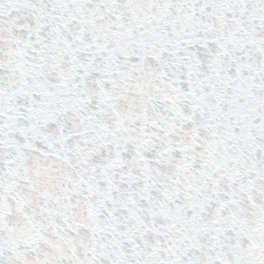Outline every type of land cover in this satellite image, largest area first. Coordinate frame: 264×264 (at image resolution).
<instances>
[{"label":"snow or ice","instance_id":"obj_1","mask_svg":"<svg viewBox=\"0 0 264 264\" xmlns=\"http://www.w3.org/2000/svg\"><path fill=\"white\" fill-rule=\"evenodd\" d=\"M0 264H264V0H0Z\"/></svg>","mask_w":264,"mask_h":264}]
</instances>
